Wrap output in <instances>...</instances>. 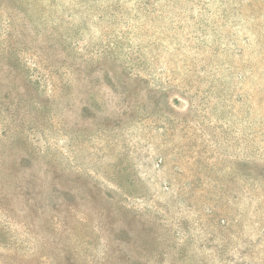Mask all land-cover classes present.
Returning <instances> with one entry per match:
<instances>
[{"label":"rangeland","instance_id":"rangeland-1","mask_svg":"<svg viewBox=\"0 0 264 264\" xmlns=\"http://www.w3.org/2000/svg\"><path fill=\"white\" fill-rule=\"evenodd\" d=\"M0 264H264V0H0Z\"/></svg>","mask_w":264,"mask_h":264}]
</instances>
